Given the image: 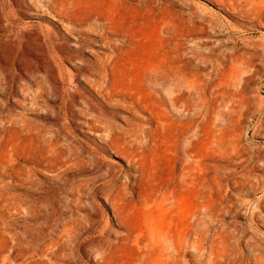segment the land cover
I'll list each match as a JSON object with an SVG mask.
<instances>
[{
	"label": "rangeland",
	"instance_id": "rangeland-1",
	"mask_svg": "<svg viewBox=\"0 0 264 264\" xmlns=\"http://www.w3.org/2000/svg\"><path fill=\"white\" fill-rule=\"evenodd\" d=\"M159 232L264 264V0H0V264H132Z\"/></svg>",
	"mask_w": 264,
	"mask_h": 264
},
{
	"label": "bare ground",
	"instance_id": "bare-ground-1",
	"mask_svg": "<svg viewBox=\"0 0 264 264\" xmlns=\"http://www.w3.org/2000/svg\"><path fill=\"white\" fill-rule=\"evenodd\" d=\"M240 53H239V55H240ZM243 55H245V52L243 54H241L240 56H243ZM240 56H236L237 58H232L231 68L229 70L230 76H233V75L235 76V74L238 75L237 71L239 70V68L241 66ZM243 61L244 60H242V62ZM175 69L176 68L174 66H169V68L166 70L162 69L163 71H161L160 73L158 72L159 74L157 73V77L155 79V82L157 81L158 85H160V86H163L164 84H173L174 88H175L174 91L177 93V97H178L175 101V104L177 106H179L181 109L185 110L186 112L189 110L192 111V108H195V107H197V108L200 107L199 109L204 108V106L201 107V105H200V104H202V102H205L203 90H199L200 95H199V99L197 98L198 99L197 101H193L194 99H192L193 96L191 95L190 89L187 92V94L182 95L183 97L180 96L181 95L180 92L182 91V87L184 89H188V88L192 87V83L190 81V75L191 74H190V72L186 71V69H184V68L177 70V71ZM195 94H197V93H195ZM214 104H215V102H214ZM209 108L210 107L208 106V110H209ZM208 110H207V112H208ZM212 110H214V109H212ZM219 114H222V112ZM207 115L210 117L209 114H207ZM209 117H207V118H209ZM202 222H204V221H202ZM202 222L200 221V225H198L200 228L197 229V231H196V235L200 236L199 239L202 238V235H203V226L204 225L202 226V224H204V223H202ZM64 230H66V229H64ZM190 234H191V232H190ZM184 235L182 237H178V238L175 236L176 237L175 238L171 235H165L162 233L160 234V232H159L157 235H155V238L157 240V242L155 240L157 249L153 248L151 251L148 250L149 251L148 254L141 256L142 259H139V260L133 262L132 264H190L187 259H185V258L179 259L177 256V255H179V251H180L179 245H183L185 242L189 243L190 235L189 236H184Z\"/></svg>",
	"mask_w": 264,
	"mask_h": 264
}]
</instances>
